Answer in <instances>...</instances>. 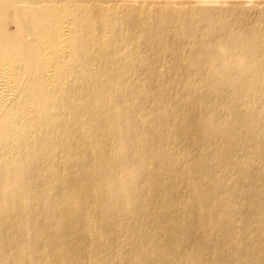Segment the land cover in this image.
Segmentation results:
<instances>
[{"label":"bare ground","instance_id":"obj_1","mask_svg":"<svg viewBox=\"0 0 264 264\" xmlns=\"http://www.w3.org/2000/svg\"><path fill=\"white\" fill-rule=\"evenodd\" d=\"M0 264H264V0H0Z\"/></svg>","mask_w":264,"mask_h":264}]
</instances>
